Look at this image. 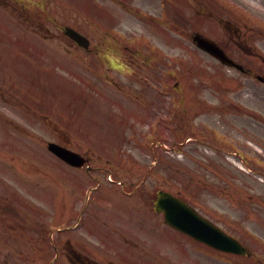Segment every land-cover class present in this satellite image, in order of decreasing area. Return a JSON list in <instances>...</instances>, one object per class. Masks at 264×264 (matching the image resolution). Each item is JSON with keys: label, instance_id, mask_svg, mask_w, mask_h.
Masks as SVG:
<instances>
[{"label": "rangeland", "instance_id": "1", "mask_svg": "<svg viewBox=\"0 0 264 264\" xmlns=\"http://www.w3.org/2000/svg\"><path fill=\"white\" fill-rule=\"evenodd\" d=\"M117 1H124L126 4L123 5ZM144 1L0 0V26L2 27L0 40L6 42L7 47H11V49L3 47L1 52L6 55L14 47L12 53L16 56V65H14L11 74L5 70L2 72L0 68V117L7 118L10 123L16 124L18 126L16 130L20 132L26 126L34 130L43 128L40 139L32 140L35 146H43V143L48 140H60L61 135L55 133L58 130L53 127V121L58 119L54 117L64 115L63 122L66 124H58L69 135V144L86 153L91 164L102 166V171H107H100L103 179H106L104 176L107 174V178L111 176L116 181H132L137 186L140 184L145 192L144 200L146 197L151 200L158 189L178 193V196L188 200L201 213L220 223L232 235L239 237L250 250L252 249L251 232L261 236L264 241V230L251 221L252 216L256 215L263 216L264 219V180L256 183L250 174L237 170L236 163L238 160L230 156L227 158L219 157L215 151L205 149L196 141L193 143L192 149L190 142L180 143L181 140H179L175 147L179 148L180 151H173L168 144L172 145L176 140L175 138L171 139L173 119L185 121L187 117L193 115L192 118L195 122L192 124L199 128L198 133L201 131L205 133V129L202 128L204 126L215 129L218 136L220 133L224 136L225 133L232 148L239 149L240 155L250 166L252 164L257 166L256 163L258 162L264 163V89L255 90L259 96L263 97L256 101L258 105L256 109L260 110L261 116L254 120L246 118V122L243 117L238 115V112H233L228 116L230 123H225L224 129L221 130L219 122L224 123L226 120L223 117L219 119L217 109L211 108L208 115L202 113L205 108V100L206 107L210 104L216 106L218 96L209 90H197L193 83L196 82L197 76L200 79L207 76L204 71L206 63L215 62L209 60L205 54L190 44L187 32L191 31L193 26L207 30V24L200 20H192L186 27L184 22L181 26L184 27L185 34L180 36V40H175V37L171 41H168L171 38L163 40V38L149 37L148 29L140 16H136V12L139 13L142 10L151 13L158 21L165 7L160 3V0ZM260 2L262 3L264 0H260ZM125 5L128 7L130 5L133 8V15L128 16L129 13ZM246 10L255 13L254 10ZM256 11L258 10L256 9ZM121 14L123 21L117 17ZM127 17H130L132 22L127 21ZM65 25L72 26L85 34L90 39V46L94 50L85 52L77 48L63 35L61 30ZM217 28L219 30L218 26ZM138 39L145 43H138ZM118 41H123L117 49L119 53L118 62L123 59L128 65L125 69L123 67V71L122 69H109V64L107 68L106 61L98 56L100 50L113 45L117 46ZM163 41L171 45L164 46ZM176 41L181 42L180 46L175 43ZM173 44L179 48L176 49ZM134 45L147 53L153 52L157 58L156 61L173 59L175 65L163 67V63H161L155 67L152 62L148 65L142 59V62L135 66L134 57H137V54L134 57L129 56V51L134 48ZM123 46L128 47V51L124 50ZM118 62L114 63L115 67H119ZM96 74L99 75V78ZM176 80L180 83V87L185 89L184 96L172 88ZM212 83L219 82L213 80ZM209 92L210 95L206 96ZM171 94L172 97L167 98ZM151 96H155L156 101L160 104H154L155 110L151 114L146 109V119L149 121L151 116L155 115L156 120H152L148 125L147 123L140 124V119H131L134 118L133 115H137L133 108L135 100L143 102L144 98ZM182 97L185 99L186 106L181 108L178 107L177 102ZM169 99L172 102H168ZM173 101L174 105H172ZM122 104L127 106L130 118L125 126L115 118L116 116H124ZM107 110L114 115L113 120ZM111 121L118 122L120 126L114 129V124ZM130 126H134L135 132L128 129ZM226 127L229 131H225ZM157 130L163 136L157 137L159 140L155 141L156 138L153 139L152 137L157 135ZM246 133L248 134L245 135ZM15 136L20 140L18 133ZM15 136L13 140L17 141ZM200 136L197 134V139ZM213 137L210 136L209 138H211L212 143H215ZM181 139L183 140V138ZM4 141L12 143L0 130V145L2 147ZM207 141L209 140L207 139ZM165 145L168 148H165ZM7 149H10L8 145L3 150ZM9 156L7 154L0 156L7 162L0 161V169L5 163L8 169V174L3 170L6 172V175H3L5 179L10 181L18 179L14 175V168L29 178L47 176L51 179L50 186L54 187L49 190L46 183L28 182V188L39 195L43 201L45 199L46 203L40 205L42 213L37 216L49 223L50 231L53 226L74 225L75 219L78 218L77 214L83 218L88 215L87 223L99 224L105 219L111 225L110 229L120 228L119 223L115 220L123 221V225L128 227V231H115V233L118 232L119 236L130 237L132 230H134L141 233L142 237H148L146 231H150L149 222L159 224L158 229L165 228L157 215H149L153 211L150 212L146 206L148 216L144 219L142 216L140 219L130 215L132 209L144 204L141 203L139 195L134 194L128 197L130 199H125L127 196L124 195L125 193L120 194L118 188L113 186L115 184H105L95 194H90L91 197L87 200L85 198L87 189L84 182H80L74 190L65 189L63 181H65L66 186L70 185L68 182L73 181L69 178H61L59 171L54 168L51 162L43 165L41 172L26 173L21 170V164L13 158L10 159ZM156 156L159 159H156ZM205 158L215 161L217 165L222 164L224 172L212 170L215 169L213 167L210 170L207 167L204 169ZM8 159L14 160L13 163H9ZM190 166H195V168L192 170ZM12 167H14L13 171L11 170ZM259 168L264 171V165H259ZM213 174L218 176L219 180L214 178ZM68 175L71 177L69 171ZM189 175H192V181L189 180ZM232 179L236 183L234 193L229 190V183L227 182H231ZM207 181H209L208 190L203 189V184ZM193 185L198 187L194 190ZM137 186L136 188L125 187L124 189L133 191L137 189ZM252 187L254 188L252 189ZM76 189L77 194L75 193ZM254 189L256 194L251 200L248 198L250 202L246 205L241 203L238 205L234 202L228 204L232 200L238 201V196L247 198L253 194ZM121 192L123 193V191ZM76 196L79 201L76 204L73 203L71 210L68 211L66 206L75 202ZM117 198L124 199L119 200ZM259 198H261V205L252 202ZM63 201H65V205H62ZM63 206L67 212L71 213L70 218L68 216L63 217L65 216V212L61 210ZM137 211L140 212L141 210L137 209ZM95 214L101 220L91 217ZM10 219L11 217L0 218V225L10 227L17 222L15 219ZM86 221L85 224L83 221L81 223L87 226ZM124 222L133 226L130 227L128 223ZM46 225L48 226V224ZM136 225H142L143 228L139 227L138 229ZM34 230L0 231V264H12L11 261L14 264H44L45 260L49 262L52 256H48L44 245V241L47 240L46 231H39L37 228ZM68 231H75V229L72 228ZM41 232L44 238L39 241L36 234H41ZM99 232H89L91 242H99L97 238H103L107 241L106 237L99 235ZM76 237L77 235L71 237L70 232H68L67 235H62L60 239L64 243L67 241L80 253L89 251L85 248L86 245L79 246L74 241ZM114 237L116 239L111 242L117 243L118 235L114 234ZM173 242L177 243L176 246L178 247L163 243L160 253L165 259H169L171 248H174L175 254L177 256L179 254L176 261L178 264H254L250 257L226 254L217 257L218 255L213 250L199 247L190 240L182 239V237L175 238ZM128 243L132 244L131 239ZM12 249L15 259L11 255ZM99 250L105 251L104 255L100 253L102 257L95 258L102 263L104 258L115 260L116 253L119 251L106 246L99 248ZM201 251L211 255L212 258ZM134 252L137 254L138 250L136 249ZM184 252L186 254H183ZM256 252L264 260V252L261 250ZM146 256L151 261L147 254ZM124 257L129 259L127 253ZM135 258L137 257L132 256V259ZM61 264H71V260H62ZM131 264H137V262Z\"/></svg>", "mask_w": 264, "mask_h": 264}, {"label": "water", "instance_id": "2", "mask_svg": "<svg viewBox=\"0 0 264 264\" xmlns=\"http://www.w3.org/2000/svg\"><path fill=\"white\" fill-rule=\"evenodd\" d=\"M66 33L76 39L80 45L85 46L87 44L85 38L76 33L73 29L67 28ZM201 43L203 46L206 45L204 42ZM157 203V209H164L167 221L178 228L192 232L200 238L205 237L204 232L208 233V231L212 230L210 224L206 223L184 203L168 193L160 191ZM223 242L229 245L228 247H224L226 249L233 250L234 252L243 250L238 243H235L234 240L228 237H226Z\"/></svg>", "mask_w": 264, "mask_h": 264}, {"label": "flooded vegetation", "instance_id": "3", "mask_svg": "<svg viewBox=\"0 0 264 264\" xmlns=\"http://www.w3.org/2000/svg\"><path fill=\"white\" fill-rule=\"evenodd\" d=\"M240 46H241V44H239ZM224 66H226V65H224ZM230 69H234L233 67H230ZM235 70V69H234ZM249 72V70H247V73Z\"/></svg>", "mask_w": 264, "mask_h": 264}]
</instances>
